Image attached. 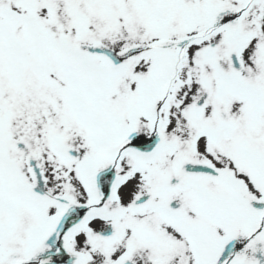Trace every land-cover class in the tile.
Here are the masks:
<instances>
[{"label":"snow or ice","instance_id":"snow-or-ice-1","mask_svg":"<svg viewBox=\"0 0 264 264\" xmlns=\"http://www.w3.org/2000/svg\"><path fill=\"white\" fill-rule=\"evenodd\" d=\"M0 264H264V0H0Z\"/></svg>","mask_w":264,"mask_h":264}]
</instances>
